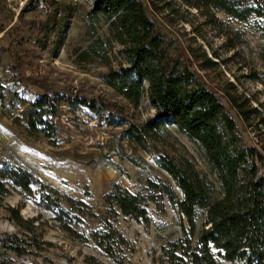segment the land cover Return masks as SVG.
Segmentation results:
<instances>
[{
  "label": "rangeland",
  "instance_id": "1",
  "mask_svg": "<svg viewBox=\"0 0 264 264\" xmlns=\"http://www.w3.org/2000/svg\"><path fill=\"white\" fill-rule=\"evenodd\" d=\"M142 1L164 40L169 60L191 67L200 82L216 92L235 119L242 142L264 156L260 18L240 21L224 12L203 11L210 12L209 17L181 0ZM91 2L0 0V168L23 170L32 178L29 193L8 183L0 201L1 264H163L164 250L184 236L186 219L165 197L146 203L147 223L123 215L104 201L116 183L144 195L152 192L148 180L175 186L156 163L161 152L181 163L190 161L213 184L214 198L221 197L220 183L203 150L174 125H164L143 148L125 136V126L109 125L84 106H60L52 119V143L41 135L28 136L14 121L23 102L54 92L94 99L102 107L101 114L120 113L137 125L154 115L147 95L133 105L101 81L100 74L109 67L101 59L79 57L92 38L85 20ZM96 32L102 38L109 36L101 22ZM117 49L114 45L107 52L113 67L121 60ZM240 108L251 110L247 120L238 113ZM9 207L18 208L23 225L11 220ZM205 220V210L199 208L191 244ZM64 223L79 237L63 229ZM107 225L124 238L111 245L113 258L105 256L89 236L91 230ZM217 261L245 264L222 257Z\"/></svg>",
  "mask_w": 264,
  "mask_h": 264
},
{
  "label": "trees",
  "instance_id": "2",
  "mask_svg": "<svg viewBox=\"0 0 264 264\" xmlns=\"http://www.w3.org/2000/svg\"><path fill=\"white\" fill-rule=\"evenodd\" d=\"M181 2L209 17L212 14L203 11L224 12L240 21L258 17L264 36V0ZM85 20L87 33L92 38L79 51V57L101 59L109 66L100 74L101 81L133 105H138L147 95L154 115L143 125H137L120 113L101 114L102 107L94 99L54 92L40 93L34 100L23 102L14 121L20 123L28 136L41 135L52 143L55 136L52 119L59 114L60 106H84L109 125L125 126L122 129L125 136L143 148L164 125L176 126L203 150L206 162L220 183L221 197L214 198L213 184L190 161L181 163L161 152L156 163L169 174L175 186L170 182L148 180L152 192L144 195L132 193L116 183L105 194L104 201L123 215L147 223L146 203L165 197L186 219L188 228L182 227L184 236L164 250L163 264H218V257L227 261L244 260L245 264H264V174L259 175L264 156L257 148L242 142L235 119L216 92L204 86L191 67H179L169 60L164 40L142 0H92ZM100 22L109 33L105 38L96 32ZM114 45L118 46L116 54L121 59L116 67L110 65L111 55L107 53L113 51ZM238 113L247 120L251 110L240 108ZM8 183L29 193L32 178L23 170L0 168V201L8 192ZM199 208L205 210L206 220L195 244H191ZM8 211L15 224L25 223L17 207H9ZM63 229L79 237L65 223ZM89 236L104 249L103 254L111 258L115 251L109 250L111 245L124 239L111 225L103 230H91Z\"/></svg>",
  "mask_w": 264,
  "mask_h": 264
}]
</instances>
